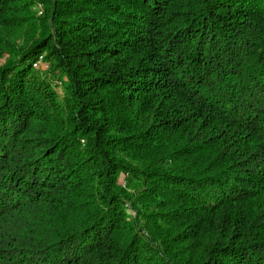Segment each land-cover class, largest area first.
<instances>
[{"label": "trees", "instance_id": "16d2710c", "mask_svg": "<svg viewBox=\"0 0 264 264\" xmlns=\"http://www.w3.org/2000/svg\"><path fill=\"white\" fill-rule=\"evenodd\" d=\"M0 264H264V0H0Z\"/></svg>", "mask_w": 264, "mask_h": 264}, {"label": "built area", "instance_id": "2783aa9c", "mask_svg": "<svg viewBox=\"0 0 264 264\" xmlns=\"http://www.w3.org/2000/svg\"><path fill=\"white\" fill-rule=\"evenodd\" d=\"M37 13H40V8L37 9ZM38 65H42L44 69H46V64L43 63L42 58L40 55L37 56V59L33 62L32 66H38Z\"/></svg>", "mask_w": 264, "mask_h": 264}, {"label": "rangeland", "instance_id": "374dc122", "mask_svg": "<svg viewBox=\"0 0 264 264\" xmlns=\"http://www.w3.org/2000/svg\"><path fill=\"white\" fill-rule=\"evenodd\" d=\"M38 8H40V4H38L37 6H36V11H37V9ZM38 14V13H37ZM43 63H45V62H43ZM46 64V63H45ZM42 66V65H41ZM46 66H47V64H46ZM33 67H38V66H33ZM42 68H43V66H42ZM44 69V68H43ZM57 90L59 91V89L57 88Z\"/></svg>", "mask_w": 264, "mask_h": 264}]
</instances>
